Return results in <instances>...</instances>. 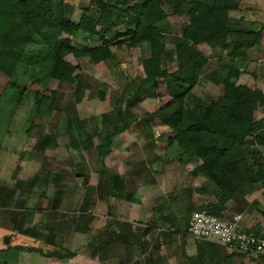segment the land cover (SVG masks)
I'll return each instance as SVG.
<instances>
[{"label":"trees","instance_id":"obj_1","mask_svg":"<svg viewBox=\"0 0 264 264\" xmlns=\"http://www.w3.org/2000/svg\"><path fill=\"white\" fill-rule=\"evenodd\" d=\"M243 1L89 0L83 5L74 0H0V102L12 90L20 94V106L28 87L41 73L48 74L61 87L79 83L78 67L67 61L69 56L98 65L116 61L118 54L130 57L131 50L147 44L150 56L141 63L144 77L134 87L136 96L128 99V106L147 101L159 104L144 126L152 134L166 130L168 148L172 150L167 149L165 155H173L179 165L199 161L189 176L201 185L180 189L177 203L169 204L174 212L176 206L182 205L190 218L196 212L207 211L226 221L229 204L237 205L239 198L245 200L259 189L264 197V151L253 149L264 148V92L258 85L239 83L247 73L249 51L260 44L264 23L244 22L240 27L231 18ZM171 17L186 18L180 35H173L168 22ZM167 35H173L172 43L165 41ZM79 39L89 44L79 43ZM200 46L214 52V59L205 55ZM213 61L215 69L204 74ZM249 77L258 79L254 73ZM202 81L218 87L219 95L202 100L195 93ZM54 94L48 97L34 93L38 112ZM121 102L123 99L117 107ZM111 128L110 135L99 134L101 143L97 146L92 135L80 140L82 150H96L102 167L115 139L123 133L120 125ZM109 182L117 192L122 187L119 176L109 178ZM205 195L208 199L201 200ZM1 197L2 192L0 205H4ZM242 212L240 208L234 215L241 216ZM189 222L190 219L184 224V233ZM127 228L131 231L126 224L107 223L91 244H124L129 240L130 231L128 236L123 232ZM245 232L264 238L258 230ZM53 247L46 253L42 249L19 250L47 259L76 256ZM237 253L242 260L264 263L253 254Z\"/></svg>","mask_w":264,"mask_h":264},{"label":"rangeland","instance_id":"obj_2","mask_svg":"<svg viewBox=\"0 0 264 264\" xmlns=\"http://www.w3.org/2000/svg\"><path fill=\"white\" fill-rule=\"evenodd\" d=\"M75 1L86 5L89 0ZM231 18L240 27L244 22L264 23V0H244L241 9L231 13ZM168 22L173 35H180L187 20L171 17ZM173 35H167L165 41L172 43ZM79 43L89 44L82 39ZM200 50L212 59L216 55L207 46H200ZM129 56L118 54L116 61L98 65L86 58L69 56L67 61L78 67L79 83L61 87L48 74L41 73L28 87L20 106V94L12 90L0 102V193L5 203L0 209V264H122L123 243H113V250L103 244H91L98 234V230L93 231L98 223L102 226L108 219H127L135 213L139 217L136 221L161 214L169 226L164 225L163 229L173 230L175 220L183 223L188 220L189 214L175 216L169 203H177L180 189L201 185L189 176L199 161L179 165L173 155H165L167 149L172 150L168 148L166 130L152 134L144 126L159 104L147 101L129 108L128 99L134 100V87L144 77L141 63L150 56L148 45L143 43L134 48ZM248 62L247 73L239 83L258 85L264 92L263 36L260 44L249 51ZM215 67V62H211L204 74ZM252 73L258 77L256 81L249 77ZM35 92L48 97L55 93L40 112L35 106ZM219 92L218 87L205 81L195 90L202 100L216 97ZM162 93L167 96L164 88ZM120 99L122 106L117 107ZM115 125H120L123 133L115 139L102 167L96 150H82L80 140L92 135L97 146L101 143L99 134L110 135ZM253 149L264 151L260 147ZM114 176L121 178L123 188L120 186L118 192L109 182ZM207 196L200 199H208ZM238 201L237 205H228L231 210L225 214L227 218L240 208L250 213L264 211L260 189ZM14 229L19 234L14 232L16 237L6 245ZM52 245L76 256L47 259L19 250L21 247L42 249L46 253L54 250Z\"/></svg>","mask_w":264,"mask_h":264},{"label":"crops","instance_id":"obj_3","mask_svg":"<svg viewBox=\"0 0 264 264\" xmlns=\"http://www.w3.org/2000/svg\"><path fill=\"white\" fill-rule=\"evenodd\" d=\"M193 186L198 188V186ZM250 195L251 194H249L247 198ZM4 207L0 205V209ZM227 209V213L230 214V206H228ZM146 211L148 210L145 209V212ZM183 213L185 212L183 211L182 205L175 207V216L179 217L180 214ZM137 216L138 214L135 213L134 215H130V218L127 219H108L105 221L104 225L99 226L98 223V225L93 228V231L98 230L99 234L102 228L110 222H120L131 227V231L128 230V228L123 231L125 232L124 235L127 236L128 231H130V233L129 240L124 243L125 251L123 252L122 264H258L250 260H242L241 257L237 255V251L232 248L226 249L215 243L197 242L187 238L184 233L185 223H183L182 220L179 222L175 220V229L171 230L167 228V230H164V225H166V227L169 226H167V221L165 222L162 220L163 216H161V214L149 217L148 219L144 216V219H141V221H136V219L139 218ZM234 216L235 215H232L230 218H227V216L224 215V219L226 222H229L234 219ZM241 217L243 230H258L261 236H264L263 213L258 214L253 211L250 213L248 210H243ZM187 219V221H189L190 216ZM5 227L8 228L7 226ZM15 231L14 229V231L11 232L13 234L8 235L11 237V240L16 237V234L14 235ZM15 233H17V235L19 234L18 231ZM53 241L57 243L56 240ZM113 246V243H110L107 247L113 250Z\"/></svg>","mask_w":264,"mask_h":264},{"label":"built area","instance_id":"obj_4","mask_svg":"<svg viewBox=\"0 0 264 264\" xmlns=\"http://www.w3.org/2000/svg\"><path fill=\"white\" fill-rule=\"evenodd\" d=\"M185 236L197 242L215 243L222 248L253 254L264 260V238L245 232L241 216L226 222L207 211L196 212L190 218Z\"/></svg>","mask_w":264,"mask_h":264},{"label":"water","instance_id":"obj_5","mask_svg":"<svg viewBox=\"0 0 264 264\" xmlns=\"http://www.w3.org/2000/svg\"><path fill=\"white\" fill-rule=\"evenodd\" d=\"M10 240H11V237H8V238L6 239V245L9 244Z\"/></svg>","mask_w":264,"mask_h":264}]
</instances>
